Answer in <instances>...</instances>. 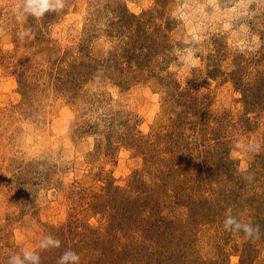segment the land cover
I'll return each instance as SVG.
<instances>
[{"label": "rangeland", "instance_id": "rangeland-1", "mask_svg": "<svg viewBox=\"0 0 264 264\" xmlns=\"http://www.w3.org/2000/svg\"><path fill=\"white\" fill-rule=\"evenodd\" d=\"M14 6L0 0V264L24 248L264 264V0H68L23 22ZM230 212L260 239L224 231ZM48 234L59 249H39Z\"/></svg>", "mask_w": 264, "mask_h": 264}, {"label": "clouds", "instance_id": "clouds-1", "mask_svg": "<svg viewBox=\"0 0 264 264\" xmlns=\"http://www.w3.org/2000/svg\"><path fill=\"white\" fill-rule=\"evenodd\" d=\"M67 3L68 0H15V6L12 11L16 20L23 22L28 16L40 19L45 16V13L58 14L66 8ZM2 32L3 28L0 27V33ZM32 35V29L29 27H25L17 33L18 38L21 40L26 37H31ZM196 51L197 50L194 48L184 50V55L181 56V60L186 68L196 65ZM260 146V143L256 141L247 144L240 141L234 143V148L240 149L245 154L258 152ZM243 171H246V169ZM243 178L251 182L253 180V174H247ZM222 227L224 231L232 233H239L242 231L246 239H260V226L258 224L253 225L250 222H241L237 218V215H233L231 212L225 216ZM60 247L61 241L51 234L44 235L39 242V249L41 251H47L52 248L59 249ZM80 260L81 257L77 252L73 251L71 248H66L58 258L56 264H80ZM7 264H41L40 252L24 248L20 253L10 255L7 259Z\"/></svg>", "mask_w": 264, "mask_h": 264}]
</instances>
